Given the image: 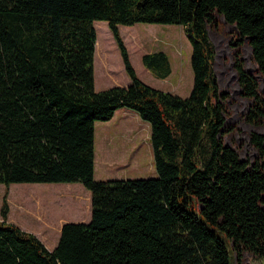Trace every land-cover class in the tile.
Returning <instances> with one entry per match:
<instances>
[{
	"label": "trees",
	"instance_id": "obj_1",
	"mask_svg": "<svg viewBox=\"0 0 264 264\" xmlns=\"http://www.w3.org/2000/svg\"><path fill=\"white\" fill-rule=\"evenodd\" d=\"M216 14L247 39L264 76V0H0V183H75L91 192L89 222H66L50 251L0 209V264H238L264 255V136L248 162L223 140L226 99L208 25ZM95 21H106L131 83L97 91ZM186 26L194 80L187 97L154 88L134 69L120 25ZM97 42V43H96ZM97 44V45H96ZM158 78L162 50L142 56ZM249 122L264 118L257 78L234 63ZM129 108L151 126L156 176L95 178V125Z\"/></svg>",
	"mask_w": 264,
	"mask_h": 264
},
{
	"label": "rangeland",
	"instance_id": "obj_2",
	"mask_svg": "<svg viewBox=\"0 0 264 264\" xmlns=\"http://www.w3.org/2000/svg\"><path fill=\"white\" fill-rule=\"evenodd\" d=\"M216 19L214 25H208V31L216 52L214 71L218 85L221 92L228 94L225 127L229 129L223 140L231 144L242 159L251 163L259 157L256 146L251 142V135L258 133L264 136V118L260 124L249 122L246 118L253 99L242 94L234 66L236 58L241 59L244 68L257 78L263 99L264 76L253 58L248 40H241L236 26L227 23L222 15L216 14ZM94 27L101 50H108L114 59V63L105 71L100 53L95 51L96 90L125 85L129 76L107 22L95 21ZM120 31L132 65L143 82L182 97L190 94L194 75L190 62L192 46L186 26L137 23L131 26L120 25ZM142 47L147 51L166 50L172 63V75L158 78L147 69L142 64ZM141 69L146 70L147 74H143ZM99 82L103 85L99 86ZM131 111L137 115L135 121H129V125L134 126L136 130L134 147L124 144L120 146V139L127 136V133L120 127L119 113L111 121L96 122V179L152 178L157 175L150 137L147 141L143 138V124L148 122L142 120L135 111ZM119 158L125 160H118ZM100 174L103 176L100 177ZM6 193L10 209L8 221L37 235L48 249L55 245L57 233L64 223L89 222L91 219V199L87 196V193L91 192L80 182L13 183L8 188L0 183V209ZM229 251L231 264H238L232 245H229ZM241 264H264V255L245 252Z\"/></svg>",
	"mask_w": 264,
	"mask_h": 264
},
{
	"label": "crops",
	"instance_id": "obj_3",
	"mask_svg": "<svg viewBox=\"0 0 264 264\" xmlns=\"http://www.w3.org/2000/svg\"><path fill=\"white\" fill-rule=\"evenodd\" d=\"M97 41H98V38H97ZM97 43V42H96ZM142 49V53H143V55L144 54H146V53H150V52H154V51H159V50H151V51H147V49L145 48V47H142L141 48ZM162 51H165L166 53H167V51L166 50H162ZM142 55V56H143ZM143 64V63H142ZM142 70V73L143 74H147L145 71L146 70H144V69H141ZM172 72H173V68H172ZM96 73V72H95ZM170 75H172V73L170 74ZM169 75V76H170ZM168 76V77H169ZM131 83V80H130V78L129 79H127V82L125 83V85H123L124 87H127L129 84ZM98 85L99 86H101V85H103L102 84V82H99L98 83ZM112 87V86H111ZM109 88V87H108ZM106 89V88H105ZM120 110H122V111H120ZM117 113H119V117H118V121H120L121 123H120V127H121V129H124V131H125V133H127V136H125L124 138H121L120 139V146H122L123 144H124V146H127V147H134L135 146V144H136V139H137V137L135 136L134 137V135H135V132H136V130L134 129L135 127L134 126H130L129 125V121H135L136 120V118H137V115H135V113H133L132 111H131V109H129V108H120V109H118V110H116V112H115V114H114V116L117 114ZM114 116H113V118L112 119H110V120H108V121H111V120H113L114 119ZM139 122V121H138ZM143 122V121H142ZM142 125V124H141ZM143 128H144V132H145V134H143V138H145V140L147 141L148 139H149V137H150V135H151V126H150V124H149V122L148 123H144L143 124ZM104 132V131H103ZM103 132H101V133H103ZM95 135H96V133H95ZM132 154V153H131ZM118 160H121V161H124L125 159H122V158H119ZM130 160H132V158L130 159ZM104 164V163H103ZM155 166V165H154ZM101 169V168H100ZM95 170H96V156H95ZM99 173H101V171H98ZM101 175V174H100ZM103 175H101L100 177H102ZM95 178H96V176H95ZM98 180H100V179H98ZM87 196H89V198L91 199V193L90 194H88L87 193ZM59 234V235H58ZM60 234H61V229L58 231V233H57V239L58 238H60ZM56 239V241H55V245L53 246V248H51V249H49V250H53L55 247H56V245H57V243H58V241L59 240H57Z\"/></svg>",
	"mask_w": 264,
	"mask_h": 264
}]
</instances>
